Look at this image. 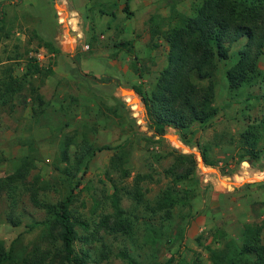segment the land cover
<instances>
[{
    "label": "rangeland",
    "instance_id": "374dc122",
    "mask_svg": "<svg viewBox=\"0 0 264 264\" xmlns=\"http://www.w3.org/2000/svg\"><path fill=\"white\" fill-rule=\"evenodd\" d=\"M195 1L157 0L158 11L149 21L157 26V37L167 27L168 17L189 14ZM45 2L0 0V79L7 68L14 74L21 73L25 59L31 56L37 59L42 72L33 76L8 104L0 106V176L12 172L24 158L30 160L24 183L27 188L19 183L12 199L0 195V240L4 246L12 244L17 252H28L35 243L44 245L40 222L45 212L29 200L28 188L39 201L51 204L72 189L69 209L76 218L77 235L86 236L84 241L76 239L73 248L76 253L86 251L85 264H127L117 255L120 250L139 264H161L169 256L183 258L187 264H211L207 247L220 249L230 239L237 241L246 222L262 224L264 242L263 129L257 128L260 155L256 165L238 160L240 154H248L240 132L264 120L263 88L259 81L228 88L225 79V70L235 60L243 39L233 43L228 59L217 62L212 76L216 115L204 125L192 124L188 130L193 135L184 132L190 151L182 150L177 147L182 143V132L169 127L159 138L150 135L141 118L139 97L130 88L139 85L144 91L150 89L165 49L158 47L153 55L140 57L139 71L149 73L140 83H128L105 61L100 63L104 66L103 77L112 80L94 83L89 77L91 71L83 70L75 58L58 53L50 29L55 12L51 11V1L47 5ZM41 42L50 43L53 49H46ZM258 66L264 70V47ZM30 86L42 96L41 104L32 102ZM133 104L139 107L136 111L131 108ZM84 142L89 152L98 146L108 147L93 151L85 168L84 159L78 161L76 157ZM174 149L193 158L205 149L211 170L204 174L207 170H200L194 159L191 175L175 180L168 171H180ZM117 156L122 158L118 160ZM233 173L242 177L232 178ZM137 175L143 177L137 182L141 200L135 204L125 192L134 187ZM221 178L229 184L224 185ZM236 179L241 181L236 183ZM167 187L192 197L187 203L167 209L168 214L164 210L151 212L149 208ZM113 188L123 216L130 223L128 233L110 232L99 225L101 217L112 212L109 195ZM9 212L18 224L8 221ZM198 222L200 226L193 227ZM220 234L224 235L218 240Z\"/></svg>",
    "mask_w": 264,
    "mask_h": 264
},
{
    "label": "trees",
    "instance_id": "16d2710c",
    "mask_svg": "<svg viewBox=\"0 0 264 264\" xmlns=\"http://www.w3.org/2000/svg\"><path fill=\"white\" fill-rule=\"evenodd\" d=\"M127 2L128 0H124L126 12ZM149 21H153L152 17ZM149 25V33L152 37L156 33L157 26L151 23ZM160 36L166 44L165 63L156 73L150 89L144 91L139 85L130 87L139 97L142 106L141 118L152 137H161L167 128L171 127L182 132V143L189 145V140L184 138V132L193 135V132L188 130L192 124L204 125L216 115L212 76L217 68V62L228 59L231 46L240 39L243 41L235 51V60L225 70L228 88L234 89L259 81L263 88L264 104V70H260L258 66L264 47V0H196L189 14L177 13L168 17L167 27ZM40 45L48 50L53 49L48 42H41ZM4 73L0 79V106L8 104L15 93L30 84L29 81L33 76L42 72L37 59L31 56L25 59L23 70L18 75L9 68ZM89 77L94 83H106L112 80L93 75ZM28 90L32 102L38 104L43 102L42 96L37 93L35 87L30 86ZM257 128L264 130V120L258 125L250 124L248 129L240 132L239 136L248 154L246 156L240 154L239 161L246 160L251 165H256L260 155V150L256 147ZM79 149L80 154L76 157L78 161L84 159L82 166L85 168L93 151L108 147L98 146L89 152V146L84 142ZM173 155L180 171L169 168V173H172L175 180L190 176L195 166L193 156L176 149L173 150ZM199 155L204 165L212 164L206 156L205 149L200 150ZM123 157L125 159V155ZM121 158L117 156L118 160ZM29 165L30 160L24 158L12 172L0 176V195L5 194L12 199L18 184L25 186ZM142 177L135 176L134 187L125 192L135 204L141 200L137 182ZM28 189L29 200L45 212V218L40 222L42 225L40 239L44 241V245L35 243L28 252L22 250L17 252L12 244L5 247L0 240V264H85L88 257L86 251L76 253L73 248L76 239L84 241L86 236L79 238L77 235L76 218L69 209V204L73 200L72 189L54 204L39 201L33 189ZM109 197L112 212L103 215L99 225L110 232L128 233L130 223L123 216L124 210L119 205V196L115 188ZM190 197H192L190 193L181 196L173 187H167L160 191L149 210L151 212L164 210L168 214L167 209L180 202L187 203ZM11 214L12 212L7 214L8 221L14 225L18 224V220ZM79 224L85 228L84 223ZM261 230V223H243L237 241L230 239L220 249L207 247L210 263L264 264V242ZM222 235L224 234L219 235L218 240ZM117 255L125 259L127 264H139L125 250H120ZM161 264L187 263L183 258L176 260L173 256H169Z\"/></svg>",
    "mask_w": 264,
    "mask_h": 264
},
{
    "label": "crops",
    "instance_id": "0c3cea01",
    "mask_svg": "<svg viewBox=\"0 0 264 264\" xmlns=\"http://www.w3.org/2000/svg\"><path fill=\"white\" fill-rule=\"evenodd\" d=\"M50 1L51 11L55 12L50 20V29H53L51 36L58 53L64 54L68 59L75 58L83 70L91 71L96 77H103L104 66L101 64L105 63L114 66L118 73L128 79V83H140L144 81L142 77L149 74L139 71L140 57L146 58L147 53L153 55L158 47L165 49L164 59L158 70L164 65L165 41L162 37H157V34L150 37L149 33V20L158 11L157 0H128L127 12L124 11V0ZM45 4H49L48 0ZM160 13L164 15V12ZM45 32L47 33L43 31L44 34ZM84 45L87 47H83ZM131 108L136 111L139 107L133 104ZM180 144L185 148L182 150L190 151L186 145ZM194 159L197 160L195 156ZM196 165L203 170L198 162ZM204 168L207 170L204 174L211 170L209 165ZM255 174L252 173V176ZM235 176L241 178L242 174L233 173L231 177ZM258 176H262V173ZM224 181V185L229 184L228 180ZM234 181L238 183L241 180ZM199 224L201 223L198 222L193 227L198 228Z\"/></svg>",
    "mask_w": 264,
    "mask_h": 264
},
{
    "label": "built area",
    "instance_id": "2783aa9c",
    "mask_svg": "<svg viewBox=\"0 0 264 264\" xmlns=\"http://www.w3.org/2000/svg\"><path fill=\"white\" fill-rule=\"evenodd\" d=\"M83 47H87L86 45H84ZM196 158H197V162L200 164V167H201V169H203L204 171L206 170L204 167L206 166V165H204L203 163H202V161H201V159H200V155L198 154V153H196ZM242 164L244 163V162H241ZM244 173H246V171H244Z\"/></svg>",
    "mask_w": 264,
    "mask_h": 264
},
{
    "label": "bare ground",
    "instance_id": "6f19581e",
    "mask_svg": "<svg viewBox=\"0 0 264 264\" xmlns=\"http://www.w3.org/2000/svg\"><path fill=\"white\" fill-rule=\"evenodd\" d=\"M173 141H175V138L172 140V142ZM182 147H183V145L180 144L178 148L182 149Z\"/></svg>",
    "mask_w": 264,
    "mask_h": 264
}]
</instances>
